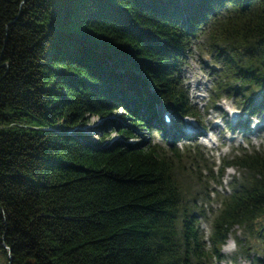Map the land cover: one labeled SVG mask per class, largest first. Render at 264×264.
<instances>
[{"label":"trees","instance_id":"obj_1","mask_svg":"<svg viewBox=\"0 0 264 264\" xmlns=\"http://www.w3.org/2000/svg\"><path fill=\"white\" fill-rule=\"evenodd\" d=\"M203 28L212 102L264 111V0H0V264H219L239 227L264 242V146L223 160L242 174L205 237L195 151L130 141L159 108L198 118L181 67Z\"/></svg>","mask_w":264,"mask_h":264},{"label":"rangeland","instance_id":"obj_2","mask_svg":"<svg viewBox=\"0 0 264 264\" xmlns=\"http://www.w3.org/2000/svg\"><path fill=\"white\" fill-rule=\"evenodd\" d=\"M218 67L207 45V28H203L192 40L181 67L182 79L188 89L189 100L197 106L198 118H186L182 122L175 119L174 125L170 126L157 121L148 132L136 130L137 136L130 140H151L152 143H160L165 148L174 144L180 149L187 147L190 151H195V162L191 157L185 167L189 169V166H192L195 175L185 176L184 183L189 196L196 195V207L200 206L204 211V215L200 217V226L205 237L208 236L211 221L220 208L221 197L231 192L234 179H238L242 174L235 167L225 168L222 178H218L223 160L243 149L250 151L264 146V111L260 108V93L253 92L248 103L240 104L239 94L231 90L219 93L220 97L212 102L211 91ZM251 103L252 107H249ZM158 111L161 113L163 109L159 108ZM235 112L240 117L236 120L232 114ZM118 113L120 110L111 118H116ZM104 122L105 119L93 115L89 117V123L81 128L89 139L95 140L99 137L100 127ZM124 124L131 125L129 121ZM188 130L193 131L187 134ZM110 136L113 140L117 139L118 133L112 130ZM174 137L176 140H173ZM207 167H210L211 171H208ZM196 171H199V174H196ZM196 212L199 214L200 211ZM244 232L239 227L235 235L242 242L245 241V250L240 249L234 235H230L225 245L231 243L232 250L226 252L225 245L222 247L224 259L219 264H264L262 238L257 235L246 237Z\"/></svg>","mask_w":264,"mask_h":264},{"label":"bare ground","instance_id":"obj_3","mask_svg":"<svg viewBox=\"0 0 264 264\" xmlns=\"http://www.w3.org/2000/svg\"><path fill=\"white\" fill-rule=\"evenodd\" d=\"M180 137V136H179ZM224 250L226 252H230L232 250V246H231V243L230 244H226L225 247H224Z\"/></svg>","mask_w":264,"mask_h":264}]
</instances>
